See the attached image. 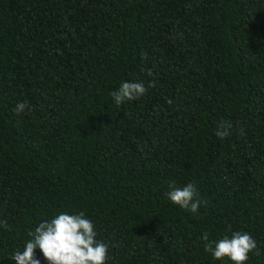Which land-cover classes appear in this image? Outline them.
Returning a JSON list of instances; mask_svg holds the SVG:
<instances>
[{
	"label": "trees",
	"instance_id": "trees-1",
	"mask_svg": "<svg viewBox=\"0 0 264 264\" xmlns=\"http://www.w3.org/2000/svg\"><path fill=\"white\" fill-rule=\"evenodd\" d=\"M123 82L147 92L116 106ZM81 211L106 264H232L202 235L236 231L264 264V0H0V264Z\"/></svg>",
	"mask_w": 264,
	"mask_h": 264
},
{
	"label": "clouds",
	"instance_id": "clouds-1",
	"mask_svg": "<svg viewBox=\"0 0 264 264\" xmlns=\"http://www.w3.org/2000/svg\"><path fill=\"white\" fill-rule=\"evenodd\" d=\"M142 59H147L146 53L142 55ZM147 75L152 76V71L147 70ZM154 86V81L148 84V87ZM146 92L143 82H123L110 95L115 105L120 106L140 99ZM27 107L24 102L17 103L14 112L19 115ZM230 128V122L220 121L215 135L224 139L229 136ZM168 187L170 190L167 196L170 202L190 213H197L200 206L206 203L199 198L198 189L193 183L179 187L172 181ZM28 235L31 239L25 243L23 251L17 250L9 258L15 264H40L35 258L37 249L47 264H106L108 259V245L97 239L95 225L83 211L78 214L59 213L50 221L40 222ZM202 239L206 242L205 251L216 260L227 258L232 264H246L250 253L260 254L256 240L247 232L236 231L231 237L225 235L217 241H210L208 233L204 232Z\"/></svg>",
	"mask_w": 264,
	"mask_h": 264
}]
</instances>
